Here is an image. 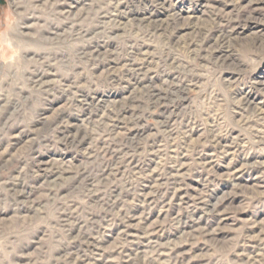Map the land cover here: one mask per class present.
<instances>
[{
    "label": "rangeland",
    "instance_id": "1",
    "mask_svg": "<svg viewBox=\"0 0 264 264\" xmlns=\"http://www.w3.org/2000/svg\"><path fill=\"white\" fill-rule=\"evenodd\" d=\"M57 1L0 0V264H126L140 251L131 264H264V123L235 107L244 93L264 101V51L245 47L253 37H264V22L258 20L264 10H250V26L232 33L226 51L238 65L233 70L188 59L182 46L192 37L180 27L187 17H201L208 5L228 13L264 0H161L163 6L150 0H114L111 6L109 0H80L68 17L58 14ZM167 10L179 14L174 29L145 41L137 36L134 15L165 19ZM77 30L92 33L80 37ZM110 31L114 34L107 36ZM162 33L180 44L162 42ZM133 44L149 55L144 62L137 49H130ZM95 45L106 46L115 65L82 56L85 47ZM166 54L169 61L188 66L187 72H171L162 63ZM132 58L145 69V80L137 85L128 75ZM40 76L42 84L35 87L32 80ZM149 81L158 89L182 82L187 91L167 107L137 96L119 119L106 116ZM79 93L87 94V101L77 104ZM171 112L169 122L164 120ZM63 129L77 132L80 144L63 147L58 139ZM209 133L222 136L216 151L209 149ZM124 139H133V145ZM178 159L182 167L172 175L183 188V202L171 205L164 198L170 206L141 204L139 194L156 200L166 193L162 177ZM246 161L259 167L248 168ZM152 174L158 183H149ZM220 199L221 217L215 222L198 203ZM177 214L186 222L183 227L172 219ZM132 215L129 231L123 221ZM185 216L201 219L194 224ZM204 225L214 231L213 238L197 236ZM172 247L181 248L179 256L168 255Z\"/></svg>",
    "mask_w": 264,
    "mask_h": 264
},
{
    "label": "bare ground",
    "instance_id": "2",
    "mask_svg": "<svg viewBox=\"0 0 264 264\" xmlns=\"http://www.w3.org/2000/svg\"><path fill=\"white\" fill-rule=\"evenodd\" d=\"M57 1V0H56ZM93 1V0H92ZM97 1V0H96ZM103 1V0H102ZM108 1V0H107ZM110 1V6L112 5V2L114 3V0H109ZM153 4L155 5H160V6H163L164 5V1H161V0H150ZM196 2H199V1H204V0H195ZM105 2V1H104ZM58 3V14H60L62 17L66 16L68 17V15L71 13V11L73 9H75L77 6L81 5L83 2L80 1V0H58L57 1ZM97 3V2H96ZM206 3V2H205ZM118 4V3H116ZM120 4V3H119ZM88 5V4H86ZM96 5V4H95ZM148 5V4H147ZM106 6V5H104ZM109 6V5H108ZM114 6V5H113ZM159 6V7H160ZM206 6V5H205ZM158 7V8H159ZM251 7V8H250ZM264 3L263 2H251L249 1V6L246 8V10L243 8V9H235L234 11H228V13H224L222 10L223 9H219V7H209L206 6V8H208V10L206 12L203 11L201 17H187L186 20L183 21V23L180 25L181 28H183V30L187 31V36L189 37H192L190 40V42H183V45L182 48H183V51L186 53V57H188V59H191L194 61V59H199V60H203V61H206V62H210L212 64V66L218 70H233L234 67L238 66L236 61L233 59V57L230 55V52L226 51L227 48L229 47V45H231L230 43L232 42L231 41V36H232V33L235 32V31H238L240 29H245L246 27H249L250 25V21H252L251 17H249V14L251 13L250 10L253 11H262L264 10ZM53 8V7H52ZM97 8V7H95ZM100 8V7H99ZM115 8V6H114ZM117 8V7H116ZM145 8V7H144ZM163 8V7H162ZM93 9V8H92ZM118 9V8H117ZM115 9V10H117ZM119 9H125L123 8L122 6H120ZM202 9V8H201ZM205 9V7H204ZM54 10V9H53ZM89 10V9H88ZM99 10V9H98ZM101 10V9H100ZM99 10V12H100ZM111 10V9H110ZM114 10V9H113ZM109 11V10H108ZM76 13V12H75ZM91 13V12H90ZM93 13V12H92ZM247 13V14H246ZM106 14V13H105ZM244 14L247 15V18L244 17ZM56 15V14H55ZM101 15V14H100ZM107 15V14H106ZM146 15V14H145ZM264 15V14H263ZM59 16V15H58ZM96 16V15H95ZM94 16V17H95ZM98 16V15H97ZM108 16V15H107ZM179 14L177 13V11L175 13H173V11L169 12L167 10V15H165V19H156L155 17L153 18L152 15H148V16H143V17H140L138 15H134L135 18L132 19L131 21V25H134L138 28V33L137 36L141 37L142 40H144L146 37H149V36H154L156 33L158 32H166L170 29H174L175 28V25H177V21L179 20L178 18ZM194 16V15H193ZM60 17V16H59ZM138 17V18H137ZM104 18V17H103ZM112 18V17H111ZM117 19V18H116ZM71 20V18H70ZM74 20V19H73ZM113 20V19H112ZM111 20V21H112ZM259 22L262 24L264 22V16H261V18L258 19ZM76 21V20H75ZM74 21V22H75ZM78 21V20H77ZM99 21V20H98ZM106 21V20H105ZM71 22V21H70ZM68 23V22H67ZM79 23V22H78ZM120 23V22H119ZM123 23V22H121ZM120 23V24H121ZM75 24V23H74ZM100 24V23H99ZM111 24V23H110ZM68 25V24H67ZM101 25V24H100ZM103 25V24H102ZM110 26V25H109ZM117 26V25H116ZM229 30L227 29V27H229ZM114 28V26H112ZM133 27V26H132ZM84 28V27H83ZM86 28V27H85ZM98 28V27H97ZM217 28V29H216ZM71 29V28H70ZM76 29V28H75ZM95 29V28H94ZM72 30V29H71ZM112 30V29H111ZM77 35L80 36V37H85L89 34L92 33V31H82V30H77ZM113 32H108V35L107 36H110ZM114 34V33H113ZM76 35V36H77ZM163 36V33L160 34ZM70 36V35H69ZM72 36V34H71ZM202 36H204V38L202 39ZM53 37V36H52ZM138 37V38H139ZM158 37V36H157ZM164 37V36H163ZM154 38V37H153ZM159 38V37H158ZM81 39V38H80ZM148 39V38H147ZM162 39V38H161ZM160 39V40H161ZM166 40V44H171V43H175L176 40H171L170 37H164V39H162V42ZM138 41V40H137ZM145 41V40H144ZM83 42V41H82ZM86 42V41H85ZM151 44V43H150ZM165 44V45H166ZM175 44H180L179 43V40L177 41V43ZM174 44V45H175ZM82 45V44H81ZM86 45V43H85ZM99 45V44H98ZM148 45V44H147ZM154 46V45H152ZM85 47V46H84ZM145 47V46H144ZM162 47V45H161ZM247 48V50H250V51H255L256 53H261L262 51H264V37L262 36H259V37H253L252 39H250V41L246 44L245 46ZM137 49V54H139L138 56H142L143 59L141 60L142 62H144V58L145 56L147 55L145 52H141V50H138V45L136 44H133L130 46V49ZM149 48V47H147ZM155 48V47H154ZM246 48H244L246 50ZM106 49V46H93L91 49H87L85 47V51H82L80 52L82 54V56H88L89 59L88 60H97V61H100V62H103V63H108L110 64H114L116 63L114 59H112V53H110L109 50H105ZM134 49V50H135ZM142 49V48H141ZM146 49V48H145ZM144 50V49H142ZM173 50V49H172ZM76 51V50H75ZM146 51V50H145ZM153 51V50H152ZM129 52V51H128ZM153 53V52H151ZM155 53V52H154ZM163 53V52H162ZM171 52L169 51V54ZM254 53V52H253ZM79 54V53H78ZM130 54V53H129ZM161 54V53H160ZM131 55V54H130ZM157 55V54H156ZM155 55V56H156ZM166 58L162 61V63L166 66H168L169 69H171V72L173 73H185L186 69L188 68V66L184 65V64H177L175 61H169L168 60V54H166ZM133 56H136L134 55L133 53ZM149 56V55H147ZM164 56V55H163ZM128 57V56H127ZM159 57V55H158ZM156 57V58H158ZM152 58V56H151ZM155 58V57H154ZM174 58V57H173ZM81 59V58H80ZM138 59L136 58H132L130 61H132V65L130 66V72H129V78L131 79V81H135V85L138 84V81H143L145 80V73H144V64L141 62V63H137ZM139 60V62H140ZM148 60V59H147ZM71 61V60H70ZM150 61V60H149ZM153 61V60H152ZM179 61V60H177ZM81 62V60H80ZM86 62V61H85ZM238 62V61H237ZM149 63V62H148ZM153 63V62H152ZM159 63V62H158ZM146 64V63H145ZM239 64V63H238ZM69 65V64H68ZM115 65V64H114ZM183 65V67H182ZM76 66V65H75ZM74 66V68H75ZM78 66V65H77ZM240 66V65H239ZM147 67V66H146ZM145 67V68H146ZM91 68V67H90ZM238 68V67H237ZM241 68V67H240ZM110 69V68H109ZM106 71V70H105ZM110 71V70H109ZM108 71V72H109ZM114 71V70H113ZM190 71V70H189ZM187 72V71H186ZM45 73V72H44ZM48 73V72H47ZM106 74V73H105ZM114 74V73H113ZM44 75V74H43ZM108 75H110L108 73ZM175 75V74H174ZM97 76V75H96ZM109 77V76H108ZM113 77V76H112ZM168 78V77H167ZM171 78V77H170ZM169 78V79H170ZM176 78V77H175ZM45 79V78H44ZM41 76L36 78L35 80H32L33 82V85L36 87V86H41L42 84V81H41ZM149 80V78H148ZM147 80V82H148ZM166 80V79H165ZM164 80V81H165ZM174 80V78L172 79V81ZM179 80V79H178ZM45 81V80H44ZM168 81V79H167ZM149 81V84L147 86L144 85V87H142L141 89H137V93H135V95L133 97H128V99H123V101H121L120 103L122 104V106H120V110H117V112H108V114L106 116H110V117H115L117 119L120 118L121 114L123 115V110H125L126 108H129L130 105L135 101V99L137 98V96L139 97V99H143L144 101L148 102L149 105H154V106H159V104L162 102L164 103L165 107H167L170 103L169 101H173V98L175 97L176 98V101L180 102L183 100L184 98V95H185V92L187 91V87L184 83H169L166 88H164L163 84H161V86L164 88V89H158V87H154L153 86V83ZM175 82V81H174ZM180 82V81H179ZM120 83V82H119ZM163 83V82H162ZM168 83V82H167ZM255 84L257 86H263V83L261 82H255ZM191 85V84H190ZM46 86V85H45ZM74 87V86H73ZM264 87V86H263ZM70 88V87H69ZM38 90V89H37ZM78 90V89H77ZM134 90V88L132 89ZM85 91V90H84ZM86 92V91H85ZM251 92V91H250ZM63 93V92H62ZM66 93V92H65ZM77 93V92H76ZM132 93V92H131ZM139 93V94H138ZM80 94V93H79ZM133 94V93H132ZM138 94V95H137ZM252 94V93H251ZM62 95V94H61ZM81 95V94H80ZM183 95V96H182ZM79 96V95H78ZM239 96V95H238ZM243 97H241L238 101H236V104H235V107L236 109H238L239 111L243 112L244 113H247L246 116L249 115V118L252 117L255 119L256 122H258L259 124H261L262 122L264 123V101L262 102L261 99H256L255 97L253 96H250V93H244L242 94ZM76 98V97H75ZM81 98V101H78L76 100V103L77 104H80L82 102H85L87 101L88 99V96L87 94L86 95H81L80 96ZM239 98V97H238ZM73 99V98H72ZM69 100V99H68ZM71 100V99H70ZM113 101V100H112ZM75 102V101H74ZM69 103V102H68ZM73 103V101H72ZM175 103V102H174ZM71 104V103H70ZM85 104V103H84ZM89 104V103H88ZM130 104V105H128ZM76 105V104H75ZM114 105V104H113ZM119 105V104H118ZM176 104L173 105V108ZM74 106V105H73ZM85 106V105H84ZM71 107V106H70ZM81 107V106H80ZM86 107V106H85ZM113 107H116V106H113ZM112 107V108H113ZM75 108V107H74ZM82 108V107H81ZM111 108V107H110ZM177 108V107H176ZM77 109V107H76ZM235 109V111H236ZM78 110V109H77ZM80 110V109H79ZM85 110V109H84ZM116 110V109H115ZM137 110V109H136ZM173 110V109H172ZM171 110V111H172ZM82 112V111H81ZM80 112V113H81ZM121 112V114H120ZM172 113H169L167 116H165L164 120L168 121L171 119L172 117ZM120 114V115H119ZM239 115V114H237ZM61 118V117H60ZM240 118V117H239ZM242 118H244L242 116ZM89 119V118H88ZM91 119V118H90ZM100 119V118H99ZM113 119V118H112ZM241 119V118H240ZM247 120V118H246ZM102 121V120H101ZM116 121V120H115ZM248 121V120H247ZM83 122V121H82ZM98 122V121H97ZM117 122V121H116ZM238 122V121H237ZM66 123V122H65ZM84 123V122H83ZM96 123V121H95ZM113 123V122H112ZM244 123V122H243ZM71 124V123H70ZM100 124V123H99ZM98 124V125H99ZM114 124V123H113ZM116 124V123H115ZM190 124V123H189ZM63 125V124H62ZM73 126V125H72ZM92 126V125H91ZM100 126V125H99ZM115 126V125H114ZM263 126V125H262ZM61 127V126H60ZM77 127V126H76ZM102 127V126H101ZM105 127V125H104ZM194 127V126H192ZM68 128V127H67ZM70 128V127H69ZM99 128V127H98ZM110 128L112 129V126H110ZM108 128V129H110ZM66 129V128H65ZM82 129V128H81ZM85 128H83L84 130ZM110 129V130H111ZM212 129V127H211ZM214 129V127H213ZM86 132H87V129H85ZM108 131V130H107ZM60 132V131H59ZM106 132V131H105ZM190 132V131H189ZM194 132V131H193ZM61 133V136L58 137V139L60 140L59 142L60 143H63V147L65 146H70V147H74L75 145L77 144H80L81 141L78 140V135L76 134L77 132H75V134H69L67 133V131L64 132V129L63 131L60 132ZM84 133V132H83ZM186 133V132H185ZM213 133V132H212ZM218 133V132H217ZM262 133V132H261ZM59 134V133H58ZM170 134V133H169ZM189 134V133H188ZM210 134V133H209ZM221 134V133H220ZM257 134V133H256ZM133 135V134H132ZM172 136V134H170ZM191 135V134H190ZM211 135V134H210ZM253 135V134H252ZM252 135H250V138L252 137ZM262 135V134H261ZM136 136V135H135ZM186 136V134H185ZM57 137V136H56ZM83 137V136H82ZM86 137V136H84ZM109 137V136H108ZM189 137V136H188ZM222 136H217L215 133L211 135V142L209 144V149H213L214 151H216L217 147L220 146V138ZM255 137V136H254ZM259 137V136H258ZM256 137V138H258ZM264 137V136H262ZM81 138V137H80ZM130 138V137H129ZM134 138V137H133ZM239 138V137H238ZM206 139V137H205ZM108 140V139H107ZM133 140V139H132ZM132 140L130 142L127 141V139H124L125 143L129 144L130 145H133ZM237 140V139H236ZM57 141V140H56ZM83 141V140H82ZM205 141V140H204ZM207 141V139H206ZM232 141V140H231ZM54 142V141H53ZM191 142V141H190ZM202 143V142H201ZM232 143V142H230ZM59 144V143H58ZM203 144V143H202ZM207 144V143H206ZM61 146V145H60ZM66 148V147H65ZM222 148V147H221ZM72 149V148H71ZM78 149V148H76ZM70 150V149H69ZM227 150V149H225ZM233 150V149H232ZM213 151V152H214ZM230 151V150H228ZM106 152V151H105ZM210 152V151H209ZM112 153V152H111ZM213 154V153H212ZM90 156V155H89ZM198 157V156H197ZM196 157V158H197ZM203 156H199V160L198 161H201L203 160L202 159ZM128 158V157H127ZM168 161L171 163V158H167ZM180 159V158H179ZM178 160H173L174 161V165L172 167H170V169H172L173 171H171V173H165L164 176L162 177L163 178V183H161L160 185L161 186H165L167 189H165L166 193L162 194L160 196H156L157 199L155 200L154 198L155 197H151L149 200L147 199V197L143 194H139V199L142 201L141 204L143 205H158L159 203H161L162 205L165 204L167 206H170L171 205H175L177 202H180L179 204H181V202H183V188L181 186V184H179L177 181H176V176L177 175H172L174 173H177V169L182 167L180 163V161ZM184 159V158H183ZM182 159V160H183ZM206 159V158H205ZM204 159V160H205ZM206 161V160H205ZM248 164H244V166L248 167V168H254L256 169V167H259L257 164H253V163H250L248 161H246ZM131 163V162H130ZM185 163V162H184ZM50 164V163H49ZM53 165L56 164L55 162L52 163ZM108 164V163H107ZM118 164V163H117ZM172 164V163H171ZM186 164V163H185ZM204 164V163H203ZM206 164V163H205ZM260 164V163H259ZM262 164V163H261ZM260 164V165H261ZM47 165V164H46ZM111 165V164H110ZM180 165V167H179ZM41 166V165H40ZM204 166V165H203ZM211 166V165H210ZM262 166V165H261ZM260 166V167H261ZM68 167V166H66ZM51 168V167H50ZM107 167H105L106 169ZM207 168V167H206ZM244 168V167H242ZM34 169V168H33ZM48 169V168H47ZM64 169V168H63ZM62 169V171H63ZM208 169V168H207ZM40 170V169H39ZM56 170V168H55ZM70 170V169H69ZM241 170V169H240ZM37 171V170H36ZM120 170H117L116 172H118ZM183 171V170H182ZM46 172V171H45ZM44 172V174H45ZM65 172V171H64ZM238 172V170H237ZM54 173V172H53ZM58 173V172H56ZM104 173V171H103ZM102 173V174H103ZM38 174V173H37ZM47 174V173H46ZM45 174V175H46ZM50 174V172H49ZM118 173H116L117 175ZM36 175V174H35ZM52 176V175H51ZM114 176V174H113ZM158 176V175H157ZM160 176V175H159ZM162 176V175H161ZM180 176V175H179ZM38 178V176H37ZM41 178V177H39ZM74 178V177H73ZM178 179V178H177ZM256 179V178H255ZM39 180V179H38ZM61 180V179H60ZM149 180V183L152 184V183H158L159 179H156L154 178L153 174L152 176H150L148 178ZM181 180V179H180ZM48 181V180H47ZM51 181V180H50ZM157 181V182H156ZM54 182V181H53ZM142 182V181H141ZM48 183V182H47ZM81 183V182H80ZM51 184H52V181H51ZM177 184V185H176ZM172 186L171 187V191H172V196L169 198V196L167 197L168 195V191L170 190L169 186ZM19 186V185H18ZM27 186V185H26ZM53 186V185H51ZM150 186V185H149ZM149 186H143L144 188H149ZM175 186H178V187H175ZM235 186V185H234ZM237 186V185H236ZM235 186V187H236ZM29 187V186H28ZM35 187V186H34ZM43 187V186H42ZM45 187H48V186H45ZM155 187L159 188V185H156ZM232 187V186H231ZM32 188V187H30ZM11 189V188H10ZM22 189V187H21ZM36 190H38L37 188H35ZM43 189V188H42ZM232 189V188H231ZM26 190V189H25ZM52 190V189H51ZM155 190V189H154ZM48 191V190H47ZM46 191V193H47ZM50 191V189H49ZM161 191V190H160ZM258 191V190H257ZM31 192V191H30ZM44 192V191H43ZM155 192V191H154ZM185 192V191H184ZM231 192V191H230ZM241 192V191H240ZM252 192V191H251ZM159 193V192H158ZM25 194V193H24ZM223 194V193H222ZM32 197V195H30ZM152 196V195H151ZM229 196V195H228ZM226 197V196H225ZM232 197V195H231ZM235 197V196H234ZM233 197V198H234ZM164 198L166 199V201H170V204L166 203V201L164 200ZM169 198V199H168ZM189 198V197H187ZM223 198V197H222ZM24 199V198H23ZM104 199V198H103ZM164 201H163V200ZM191 199V198H190ZM204 199V198H203ZM229 199V198H227ZM226 199V200H227ZM148 200V201H147ZM162 200V201H161ZM187 200V199H186ZM201 200V199H200ZM199 200V201H200ZM205 200V199H204ZM25 201L26 203H28V205H30L29 202L30 201V197H29V192H28V196L25 197ZM197 201V200H196ZM198 201V202H199ZM217 201V200H216ZM192 202V201H191ZM195 202V201H193ZM223 202V199H220L218 200L216 203L214 204H211L210 201H201L198 203V205L201 207V209L204 207V211L205 212H208L207 216L211 217L213 216L214 217V220L216 222V219L220 216L221 217V212L218 211V207L220 206V204ZM25 203V202H23ZM114 203V202H113ZM178 204V205H179ZM195 204V203H194ZM197 204V202H196ZM161 205V206H162ZM190 205V204H189ZM166 206V207H167ZM188 206V205H187ZM197 206V205H196ZM114 207V206H113ZM151 211V210H150ZM204 212V213H205ZM133 214V213H132ZM224 214V213H222ZM118 216V215H117ZM131 216V215H130ZM129 216V217H130ZM122 218V217H121ZM124 218H125V213H124ZM189 217L186 218L185 216V219L186 220H190L189 222H191L193 219L192 216L190 219H188ZM226 218V217H225ZM131 219H133V215L132 217H130V220L129 218L125 219L123 221V227L126 229V230H129L132 229L131 227ZM173 220H175L177 222V226L178 227H183V224H185L186 222H183V216H180L179 214H177L176 217L172 218ZM201 219V217H198L196 219H194L192 222L194 224H197L198 221ZM221 219V218H220ZM224 219V218H223ZM222 219V220H223ZM185 220V221H186ZM202 221V220H201ZM222 222V221H221ZM118 223V222H117ZM219 224V223H218ZM221 224V223H220ZM120 226V225H119ZM118 227V226H117ZM189 227V226H188ZM192 227V226H191ZM211 227V226H210ZM217 227V226H216ZM185 228V227H184ZM198 228V227H197ZM219 228V227H218ZM186 229V228H185ZM214 229V228H213ZM221 229V228H220ZM124 231L123 229V234H126L124 237H128L129 235V231ZM191 230V229H190ZM215 230V229H214ZM217 230V229H216ZM261 230V229H260ZM182 231V230H181ZM195 231V230H194ZM262 231V230H261ZM187 232V231H186ZM214 231L210 230L209 226H205L204 225V228L203 229H198L197 230V236H201V238H205L206 236L207 237H212L214 236L213 234ZM216 232V231H215ZM184 233H185V230H184ZM190 233V231H189ZM188 233V234H189ZM192 233V232H191ZM264 234V230L262 232ZM182 234V233H181ZM180 234V235H181ZM187 234V235H188ZM122 237V236H121ZM180 237V236H178ZM185 237V236H184ZM182 237V238H184ZM190 237V236H189ZM95 238V237H94ZM193 238L194 235H193ZM213 238V237H212ZM181 239V238H180ZM211 239V238H210ZM217 239V238H216ZM189 240V239H188ZM126 241V240H125ZM183 241V240H182ZM185 241V239H184ZM214 241V240H213ZM172 242V241H171ZM175 242V241H174ZM180 242V241H179ZM85 243V242H84ZM187 243V242H186ZM169 244V243H168ZM178 244V243H177ZM261 244V243H260ZM187 245V244H186ZM253 245V244H252ZM95 246V245H93ZM157 246V245H155ZM175 246V245H174ZM177 246V245H176ZM181 246V245H180ZM122 247V246H121ZM184 247V246H183ZM97 248V247H96ZM178 248V247H177ZM177 248H173V250H170L168 255L169 256H179V254H177V252H179L181 250V248H179V251L177 250ZM185 248V247H184ZM124 249V247L122 248ZM91 250V249H90ZM100 250V249H99ZM87 251V250H86ZM92 251V250H91ZM185 252V251H184ZM183 252V253H184ZM143 252L140 251V253L137 252V254H142ZM162 254V253H161ZM186 254V253H184ZM139 255H136L135 254V257L131 256L130 258L131 259H128L125 261L126 264H131L133 262H137L139 258ZM166 255V254H165ZM188 255V254H187ZM153 256V255H152ZM148 257V256H147ZM178 258V257H177ZM79 259V258H78ZM185 259H186V256H185ZM250 259H253V258H250ZM256 259V258H255ZM248 260V259H247ZM77 261V260H76ZM145 261V260H144ZM155 261L154 260V264H155ZM250 261H253L254 263H258V261H255V260H250ZM247 262V261H246ZM75 263V261H74ZM144 263V262H143ZM177 263V262H175ZM76 264V263H75ZM136 264V263H134ZM184 264V262H183ZM186 264H189V263H186Z\"/></svg>",
    "mask_w": 264,
    "mask_h": 264
}]
</instances>
